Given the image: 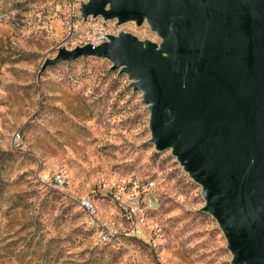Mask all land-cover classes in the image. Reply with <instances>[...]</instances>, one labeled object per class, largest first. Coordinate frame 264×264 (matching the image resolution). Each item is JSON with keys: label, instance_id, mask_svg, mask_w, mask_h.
<instances>
[{"label": "rangeland", "instance_id": "obj_1", "mask_svg": "<svg viewBox=\"0 0 264 264\" xmlns=\"http://www.w3.org/2000/svg\"><path fill=\"white\" fill-rule=\"evenodd\" d=\"M87 1L0 0V264H231L200 185L150 142L127 75L93 56L42 70L87 32L161 42L146 22L83 20ZM104 223L112 242L98 241Z\"/></svg>", "mask_w": 264, "mask_h": 264}, {"label": "water", "instance_id": "obj_2", "mask_svg": "<svg viewBox=\"0 0 264 264\" xmlns=\"http://www.w3.org/2000/svg\"><path fill=\"white\" fill-rule=\"evenodd\" d=\"M83 20L146 22L159 44L128 32L42 65L106 58L142 94L150 142L200 185L231 264H264V0H88Z\"/></svg>", "mask_w": 264, "mask_h": 264}, {"label": "built area", "instance_id": "obj_3", "mask_svg": "<svg viewBox=\"0 0 264 264\" xmlns=\"http://www.w3.org/2000/svg\"><path fill=\"white\" fill-rule=\"evenodd\" d=\"M87 43L91 44L92 47L100 44V39L95 31L87 32ZM103 42V41H102ZM54 182L56 184H61L63 182V179L60 175H55ZM81 208L92 218L93 215L96 213V208L93 202L90 199L84 198L80 202ZM138 211V208L136 205H130L127 208V219H133V217L136 215ZM116 238V231L115 229L106 223L101 224L98 229V241L100 243H109L114 241Z\"/></svg>", "mask_w": 264, "mask_h": 264}]
</instances>
